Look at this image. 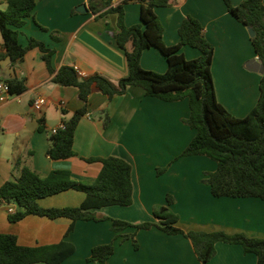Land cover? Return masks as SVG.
Listing matches in <instances>:
<instances>
[{"label":"crops","instance_id":"crops-1","mask_svg":"<svg viewBox=\"0 0 264 264\" xmlns=\"http://www.w3.org/2000/svg\"><path fill=\"white\" fill-rule=\"evenodd\" d=\"M36 1L32 16L20 29L22 46L34 38L54 50L51 62L56 72L70 65L82 78L100 74L113 82L128 75L125 50L113 37L119 31L117 13L98 17L89 7L93 0ZM243 1L231 0L235 6ZM83 4L88 12L78 11ZM5 8V0H0V9ZM155 13L163 25L166 46L179 44V28L185 18L199 20L215 49L211 72L217 99L234 116L246 117L259 100L262 73L248 69V62L258 58L249 30L229 13L225 1L171 0L169 6L157 7ZM124 21L128 27L141 23L139 2L124 6ZM52 32H57L58 40ZM127 50H132V43L127 44ZM180 52L188 60L201 56L200 50L188 45ZM141 65L157 73L168 69L165 55L155 47L143 52ZM13 78L25 79L28 89L17 95L18 99L0 103V188L19 175V170H14L17 162L42 176L54 170H70L78 181H93L102 164L88 160L115 156L132 165L133 203L93 212L133 224L146 220L158 222L153 215L154 207L167 205V196L172 195L174 203L170 209L179 215L178 226L185 231H222L264 238V200L213 196L204 179L207 173L216 170V162L201 155L180 157L196 135V130L184 122L190 116L188 99L166 102L147 96L136 86L130 87L125 95L109 99L94 89L87 113L75 132L76 155L54 160L48 154L52 130L83 106L78 89L53 81L43 52L37 47L15 65L9 59L0 62V82ZM38 96L46 97L48 102L41 113L32 107ZM106 113L111 117L107 128L104 127ZM165 167L168 169L158 175V169ZM86 196L71 189L43 198L39 203L45 208L77 207ZM17 209L15 203L0 202V233L15 235L23 246L51 245L62 240L73 243L75 253L62 264H98L88 261L92 249L110 242L115 243V253L107 264H257V256L246 254L241 245L219 242L215 257L203 263L189 239L169 235L156 227L137 232L139 248L136 249L131 239L121 237L134 233L133 228L117 234L108 221L80 220L75 223L74 231L66 235L72 220L29 215L12 223L8 216ZM80 252L83 258H78Z\"/></svg>","mask_w":264,"mask_h":264},{"label":"trees","instance_id":"trees-1","mask_svg":"<svg viewBox=\"0 0 264 264\" xmlns=\"http://www.w3.org/2000/svg\"><path fill=\"white\" fill-rule=\"evenodd\" d=\"M224 1L233 17L255 31L251 41L264 66V0H244L238 6L231 0ZM130 2L141 4V23L128 27L124 21V6ZM5 3L6 8L0 9V33L3 37L0 62L9 59L15 65L30 49L37 47L43 52L53 81L77 88L78 98L83 102V106L63 122L65 128L52 134L48 151L52 159H67L76 155L75 132L81 118L87 113L89 97L94 89L112 99L125 95L130 87L136 86L143 89L147 96L166 102L188 99L190 116L184 122L196 130V135L180 157L201 155L216 162V170L207 173L204 179L213 196L256 197L264 200V72L260 82V97L253 110L244 118L231 114L217 99L211 72L215 49L206 38L199 20L191 16L185 18L179 28V44L166 46L163 41V25L155 9L169 6L171 0H93L89 7L98 17L107 13L118 14L119 31L113 37L118 46L125 50L128 75L113 82L100 74L82 78L76 68L70 65H64L56 72L51 62L54 50L34 38L29 39L27 46L19 42L20 29L26 24V19L32 16L37 1L5 0ZM41 28L48 31L45 27ZM56 33L52 32V36L58 40ZM128 43H132L130 51L127 50ZM186 45L200 50L201 56L195 60L186 59L180 52ZM152 47L165 55L168 61L165 73L142 67V54ZM6 83L12 95H21L28 89L25 79H8ZM63 113L66 114V110ZM110 123L111 117L106 113L104 127H109ZM39 129L42 130V126ZM88 161L102 164L99 175L93 181H78L73 178L70 170H54L42 176L17 162L14 170H19V175L0 188V202H12L18 207L15 213L9 214V221L19 222L29 215L49 219L68 218L72 224L66 235L74 231L75 223L80 220H108L111 222V230L117 234L128 228H133L136 233L156 227L169 235H183L189 239L198 259L203 263L215 257L217 243L225 242L241 245L246 254L257 256V264H264V238H252L243 233L185 231L180 228L179 215L170 209L174 203L172 195L167 196V205L154 207L153 215L158 222L133 224L93 212L107 206H130L133 203L132 165L115 156ZM167 169H158V175ZM71 189L86 193V199L80 206L45 208L39 203L43 198ZM135 233L121 237L132 239L138 249ZM75 251V245L66 240L51 245L23 246L15 235L0 233V264H62ZM114 253V242L97 245L92 249L88 261L107 264Z\"/></svg>","mask_w":264,"mask_h":264},{"label":"built area","instance_id":"built-area-1","mask_svg":"<svg viewBox=\"0 0 264 264\" xmlns=\"http://www.w3.org/2000/svg\"><path fill=\"white\" fill-rule=\"evenodd\" d=\"M12 98L18 99L17 95H12L10 93V86L8 83L0 82V103H6ZM47 98L44 96H38L32 102V107L35 112L41 113L43 109L47 106ZM65 124L61 123L58 127L52 130L53 134H56L60 129H64Z\"/></svg>","mask_w":264,"mask_h":264},{"label":"water","instance_id":"water-1","mask_svg":"<svg viewBox=\"0 0 264 264\" xmlns=\"http://www.w3.org/2000/svg\"><path fill=\"white\" fill-rule=\"evenodd\" d=\"M78 11L80 12H88V8L85 4L81 5L78 7ZM249 30V34L251 37L255 36V31L251 28L248 29ZM248 69L254 72H260L263 73L264 72V66L262 61L257 58V59H253L251 61L248 62Z\"/></svg>","mask_w":264,"mask_h":264},{"label":"rangeland","instance_id":"rangeland-1","mask_svg":"<svg viewBox=\"0 0 264 264\" xmlns=\"http://www.w3.org/2000/svg\"><path fill=\"white\" fill-rule=\"evenodd\" d=\"M0 134H2V132H1V129H0ZM107 216V215H106ZM155 218V217H154ZM156 219V218H155ZM108 221V220H107ZM125 221H127V220H125ZM109 222V224H110V228H111V222L110 221H108ZM129 222V221H128ZM145 222H152V221H150V220H146ZM155 222V221H154ZM138 232V231H137ZM137 232L135 233V231H134V233H135V235L137 234ZM135 238H136V236H135ZM132 240V239H131ZM137 240V239H136ZM132 242H133V240H132ZM138 242V241H137ZM81 243V245L83 244V242H80ZM134 244V243H133ZM83 253L82 252H80V255H79V257L78 258H83V255H82ZM37 264H44V263H37Z\"/></svg>","mask_w":264,"mask_h":264}]
</instances>
